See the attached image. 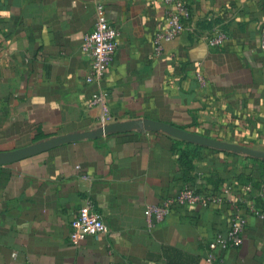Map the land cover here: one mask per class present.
Listing matches in <instances>:
<instances>
[{
  "label": "crops",
  "instance_id": "0c3cea01",
  "mask_svg": "<svg viewBox=\"0 0 264 264\" xmlns=\"http://www.w3.org/2000/svg\"><path fill=\"white\" fill-rule=\"evenodd\" d=\"M187 2L188 28L158 51L164 1L108 0L121 35L97 83L81 50L95 0H0V154L131 119L264 151V0ZM217 24L229 37L210 46ZM99 92L106 103L92 105ZM177 139L120 130L0 163V264H264V218L251 209L264 210V158ZM181 149L193 164L186 175ZM184 184L220 200L176 205L150 226L146 206ZM88 198L108 230L74 245L70 223ZM237 213L243 243L210 248Z\"/></svg>",
  "mask_w": 264,
  "mask_h": 264
},
{
  "label": "built area",
  "instance_id": "2783aa9c",
  "mask_svg": "<svg viewBox=\"0 0 264 264\" xmlns=\"http://www.w3.org/2000/svg\"><path fill=\"white\" fill-rule=\"evenodd\" d=\"M165 25L154 34L156 49L159 51L165 41H170L188 28L193 14L187 0H163ZM108 0H95L96 21L94 27L83 39L81 50L89 59L90 69L87 76L89 82L100 83L112 62L119 46L120 29L114 26L106 12ZM229 37V33L222 25H214L208 36L210 46H222ZM261 48L264 50V33L261 39ZM200 79H203L200 77ZM106 103V94L99 92L94 95L91 104L102 105ZM107 124L101 122V126ZM261 198L264 200V185L260 190ZM220 195L197 190L190 184H184L175 195H168L155 204H148L145 215L150 226L163 221L176 205L187 204H210L217 203ZM251 209L258 216L264 218V210L252 205ZM247 224L246 217L237 213L231 225L225 231H216L208 245L212 249L227 250L231 247L240 246L244 241V230ZM70 240L74 245L80 244L88 235H98L108 230L103 215L96 208L92 198L78 209L76 217L70 223ZM214 258L211 253L208 260Z\"/></svg>",
  "mask_w": 264,
  "mask_h": 264
},
{
  "label": "water",
  "instance_id": "95a60500",
  "mask_svg": "<svg viewBox=\"0 0 264 264\" xmlns=\"http://www.w3.org/2000/svg\"><path fill=\"white\" fill-rule=\"evenodd\" d=\"M147 127L152 130L167 132L176 138L189 141L191 143L226 149L234 152H242L255 157L264 158V151L246 145L234 144L222 140L213 139L211 137L191 132L187 129L180 128L169 123L143 119H131L127 121L110 122L92 130L64 134L28 147L17 149L9 154H0V163L22 158L24 156L39 152L65 141L78 140L82 138H94L113 131L131 130L135 128L146 129Z\"/></svg>",
  "mask_w": 264,
  "mask_h": 264
},
{
  "label": "trees",
  "instance_id": "16d2710c",
  "mask_svg": "<svg viewBox=\"0 0 264 264\" xmlns=\"http://www.w3.org/2000/svg\"><path fill=\"white\" fill-rule=\"evenodd\" d=\"M177 141L189 143V142L182 140V139H177ZM179 152H180V162H181V165L183 167L184 174L186 175L193 168L192 160L190 159V151H188L186 149H181ZM188 179L190 180L191 178L188 177ZM192 186L197 187V190H201L198 186H195V185H192ZM201 191H203V190H201Z\"/></svg>",
  "mask_w": 264,
  "mask_h": 264
}]
</instances>
